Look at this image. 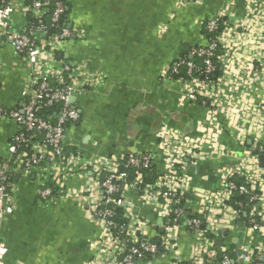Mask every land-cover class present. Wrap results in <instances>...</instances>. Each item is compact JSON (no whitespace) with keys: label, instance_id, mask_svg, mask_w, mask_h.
Returning a JSON list of instances; mask_svg holds the SVG:
<instances>
[{"label":"built area","instance_id":"1","mask_svg":"<svg viewBox=\"0 0 264 264\" xmlns=\"http://www.w3.org/2000/svg\"><path fill=\"white\" fill-rule=\"evenodd\" d=\"M202 1L182 2L195 5ZM259 15L264 16V0H247V15L241 20L258 22ZM18 16L27 19L20 28L13 23ZM227 16L224 12L202 21L201 27L213 35L206 36V46L191 48V60L179 56L163 72V79L181 85L184 101L210 107L211 118L202 126L200 139L162 128L160 146L168 172L161 174L151 153L90 159L67 150V126L81 120L72 98L103 83L100 73L58 58L66 41H83L86 34L70 27L65 0H0V99L7 70L3 50L13 49L23 60L25 73L20 104L7 108L0 100V121L11 120L20 128L0 149V264H7L8 255L2 225L17 205L11 175L20 171L39 175L37 196L45 206L58 201L72 175L82 172L89 178L82 201L103 234L96 243L97 255L85 264H153L162 253L172 255V264H264V167L260 164L264 156V47L258 48V70L247 81L251 89L245 87L248 96L227 108L222 90L229 82L225 48L231 43L232 25ZM259 27L264 24L254 25L256 30ZM194 57L201 63L192 61ZM182 67L186 76L174 79ZM218 69L223 75L213 80ZM242 102L245 113L236 108ZM57 103L59 108L51 118L40 116ZM218 114H224L229 128L237 131L239 151H229L220 142ZM251 134L254 139L249 141ZM218 155L233 162L220 171L221 189L195 187L190 166ZM129 191L138 193L144 204L158 208L162 232L155 239L148 237L149 221L134 214ZM237 196L245 201L234 200ZM118 211L122 222L117 220ZM242 225L243 236L239 234ZM182 228L195 233L187 262L179 245ZM238 235L241 241L235 243ZM217 239L222 241L220 247Z\"/></svg>","mask_w":264,"mask_h":264},{"label":"crops","instance_id":"2","mask_svg":"<svg viewBox=\"0 0 264 264\" xmlns=\"http://www.w3.org/2000/svg\"><path fill=\"white\" fill-rule=\"evenodd\" d=\"M182 1L65 0L70 27L83 31L86 39L66 41L58 58L82 64L103 77L98 87L74 96L81 120L68 127V151L90 159L151 153L162 174L168 172L160 146L162 128L193 139L203 136L202 126L211 118L210 107L187 103L181 85L162 75L187 47L206 46L202 21L226 12L229 25H233L246 17L247 0H203L195 5H183ZM26 20L18 16L13 23L20 28ZM2 54L7 70L0 100L5 107L15 108L25 85L24 62L11 48ZM217 125L220 142L229 151H239L237 131L229 128L224 114L217 115ZM19 132L13 121L1 120L0 149ZM251 139L253 134L248 137ZM231 163L232 159L218 155L190 166L193 185L218 191L222 187L220 171ZM14 175L16 210L2 225L7 264H85L93 259L103 232L82 201L89 178L82 172L72 175L58 201L45 206L37 196L39 175L21 171ZM127 197L134 204V214L149 221L147 234L155 239L162 232L158 208L144 204L134 191ZM243 230L242 225V236ZM194 240L192 230L181 229L179 245L185 262ZM172 261L170 253H162L153 264Z\"/></svg>","mask_w":264,"mask_h":264},{"label":"rangeland","instance_id":"3","mask_svg":"<svg viewBox=\"0 0 264 264\" xmlns=\"http://www.w3.org/2000/svg\"><path fill=\"white\" fill-rule=\"evenodd\" d=\"M257 19L258 22L255 19L253 21L248 20V18L240 20L232 25L230 30L231 43L225 48V51L229 52L228 60H230L229 64L226 65L228 67L226 75L229 78V82L222 88L227 108L230 105H234L233 103L238 99L248 96L249 93L245 91V87L250 90L251 86L247 84V81L254 78V73L258 70L257 61L260 58L258 48L264 47V32L259 31H264V27H259L256 30L254 25H263L264 16L259 15ZM250 80L248 81L249 83ZM241 94L242 96L240 97ZM243 103L240 106H236V108L241 109L245 113ZM231 107L235 109L234 106Z\"/></svg>","mask_w":264,"mask_h":264},{"label":"trees","instance_id":"4","mask_svg":"<svg viewBox=\"0 0 264 264\" xmlns=\"http://www.w3.org/2000/svg\"><path fill=\"white\" fill-rule=\"evenodd\" d=\"M67 17H68V11H67ZM201 30H202V34H203V36L205 37V39H206V36L207 37H212L213 35L212 34H209L206 30H205V28L204 27H201ZM196 47H198V46H196ZM191 48H193V47H191V46H189V47H187L184 51H183V53L180 55L181 57H184V58H187L188 60H191V58H190V54H189V51H190V49ZM192 61H195V62H197V63H201V60H199V59H197L196 57H194L193 59H192ZM173 64V63H172ZM223 75V73H222V70L220 71V69H218L213 75H212V79L213 80H217L219 77H221ZM186 76V69L184 68V67H182L181 69H180V75H175L174 76V79H178L179 77H185ZM57 108H59V103H57L56 105H55V107H52V108H46L45 110H43V111H41V113H40V116H42V117H44V118H46V119H49V118H51V116H53L54 114H55V110L57 109ZM72 123H70V124H68V126H67V131H68V127H69V125H71ZM77 124V123H76ZM24 149H28L27 147H24ZM11 173V172H10ZM15 175L12 173V175H11V182H14V180H15ZM234 200H239V201H245V197H243V196H237V197H235L234 198ZM121 215H122V212L121 211H118V218H117V220L119 221V222H122V218H121ZM242 216L244 217V214H242Z\"/></svg>","mask_w":264,"mask_h":264},{"label":"water","instance_id":"5","mask_svg":"<svg viewBox=\"0 0 264 264\" xmlns=\"http://www.w3.org/2000/svg\"><path fill=\"white\" fill-rule=\"evenodd\" d=\"M74 100H75V98L73 97L72 98V103H74ZM260 164H261L262 167H264V156L260 157ZM187 196L189 197V195H187ZM218 235H221V232H218ZM216 245L219 246V247L222 245L221 239H217L216 240Z\"/></svg>","mask_w":264,"mask_h":264}]
</instances>
